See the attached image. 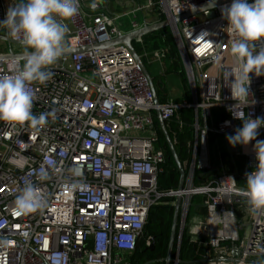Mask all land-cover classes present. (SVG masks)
Segmentation results:
<instances>
[{
    "label": "built area",
    "instance_id": "built-area-1",
    "mask_svg": "<svg viewBox=\"0 0 264 264\" xmlns=\"http://www.w3.org/2000/svg\"><path fill=\"white\" fill-rule=\"evenodd\" d=\"M215 1L149 2L157 16L171 22L188 84L189 99L157 105L150 80L127 46L94 50L151 23L139 27L135 22L124 33L117 26L119 16L109 14L100 1L79 0L78 14L65 22L68 49H91L48 66L51 76L44 83L27 84L35 98L33 113L48 114V122L34 129L0 121V264H133L149 212L164 196L182 200L173 264H264V211L253 214L243 192L246 186L233 174L213 175L203 186L191 179L183 190L165 195L159 191L166 156L158 148L155 114L169 122L179 111H194L192 178L213 172L211 129L226 136L242 126L228 111L236 101L225 73H235V65L233 36L221 8L231 2L217 7L213 18L206 11L173 24L175 18ZM8 9L6 0H0V20ZM0 34L9 36L6 27H0ZM10 38L22 53L19 40ZM134 43L145 55L157 53L146 51L143 39ZM260 47L264 41L257 42L256 50ZM23 63L0 62V77L13 75ZM250 78L245 115L264 117V76ZM213 109L223 119L212 128ZM257 139L264 140V128ZM254 143L243 146L248 173L257 164ZM28 184L45 206L19 212L15 201ZM195 196L204 197L207 216L188 223ZM187 223L199 230L191 236L192 259L181 258Z\"/></svg>",
    "mask_w": 264,
    "mask_h": 264
},
{
    "label": "clouds",
    "instance_id": "clouds-1",
    "mask_svg": "<svg viewBox=\"0 0 264 264\" xmlns=\"http://www.w3.org/2000/svg\"><path fill=\"white\" fill-rule=\"evenodd\" d=\"M92 8L96 5L93 3ZM79 12V0H17L7 10L0 27H6L8 35L19 40L25 57L22 67L11 76L0 77V121L21 127L26 124L39 129L48 122V114L35 115L32 111L34 96L27 84L44 83L54 65L68 50L66 21ZM222 18L233 36L230 53L235 73L226 72L231 98L236 101L228 111L233 118L242 121L234 134L226 135L230 146L247 147L250 142L257 164L246 174L243 190L253 214L264 211V140H258V130L264 128V117L251 118L244 109L250 105V74L264 76V47L257 51V42L264 41V0H231L221 8ZM230 121H225V127ZM19 212L36 211L45 206L37 189L26 185L16 198Z\"/></svg>",
    "mask_w": 264,
    "mask_h": 264
},
{
    "label": "trees",
    "instance_id": "trees-1",
    "mask_svg": "<svg viewBox=\"0 0 264 264\" xmlns=\"http://www.w3.org/2000/svg\"><path fill=\"white\" fill-rule=\"evenodd\" d=\"M154 14H156V12H154ZM165 20L166 19L162 16H157L156 18L157 22H163ZM143 42L148 46V49L146 51L163 53L164 58L168 63L164 76L175 74L183 79L186 88H188L184 66L171 28H165L158 31L157 33L148 35L143 39ZM134 47L138 54L141 55V47L137 46L136 43H134ZM159 79V82H156L155 80L154 81L157 84V95L160 104L169 102L178 103L185 99H189L188 97H186L184 99H177L172 101L167 93L163 90L165 86L162 78ZM194 114V111L191 109L182 110L177 112L174 118L168 122V130L172 132V135H176L175 142L178 146L177 152L182 163H185L191 156V151H188L187 147L188 145L193 144V126L195 124ZM155 124L157 125L158 130H160L157 117H155ZM180 124L183 125L182 128H180ZM158 134L160 139H163L165 143L164 153L166 156V162L163 165L162 173L159 176V191L161 192V194L165 195L178 188L180 173L161 130L158 131ZM207 175L212 174L209 172L207 173ZM174 213L175 208L173 205V201L166 196L162 197L158 204L151 208L145 227L144 240L141 242V244L138 245L137 251L132 258L133 264H165L164 260L167 257L170 244ZM150 238L155 242V249L153 252L148 250L149 248H147L145 244V240ZM176 247L177 243L174 247V255L176 253ZM188 248V238L184 236L181 246L182 259H185L186 254H188ZM139 249L140 252L143 250H146L147 252L139 253ZM190 258L192 259L191 256L188 259ZM193 259L195 261L200 260L198 257H193ZM196 264H199V262Z\"/></svg>",
    "mask_w": 264,
    "mask_h": 264
},
{
    "label": "crops",
    "instance_id": "crops-1",
    "mask_svg": "<svg viewBox=\"0 0 264 264\" xmlns=\"http://www.w3.org/2000/svg\"><path fill=\"white\" fill-rule=\"evenodd\" d=\"M96 1H98V2L100 1V4L102 5V7L109 14H111L112 16H119V14L117 12H113L114 9L116 8L114 6V3L112 2L113 0H111V2H110L115 7V8L112 7V10H113L112 12L110 10V3L109 2H106V0H96ZM16 3H17V0H6V4H7L8 8L13 7ZM152 14H153V12L151 11V15L149 16V18L145 14L144 18H146V20H147V21H145V23H154V22H156L157 15L156 14L152 15ZM122 25L124 26L125 23H123ZM11 49L14 50L15 52H21V50H17L18 48L16 46H11L9 43L0 40V54H7ZM151 58H153V57H151ZM142 61H143V57H142ZM171 76H177V75L172 74V75L159 76L157 78H153V82H154V85H155L156 93H157V84H156V82L160 81L159 78H162V80L164 82V78H165V81H166V78L171 77ZM163 90L167 93V95L169 96V98L172 101L179 99L177 96L175 97V99H172L171 96H170L171 94L167 91L166 87H164ZM157 97H158V95H157ZM155 117H157V119H158V114H155ZM222 119H223V114L218 109H213L212 110V120L209 121V126L213 128V125H215L217 122H219ZM158 122H159V119H158ZM168 125H169V123L165 122L166 129H167V131H168V133H169V135H170V137H171V139H172V141L174 143V146H175V149H176V152H177L178 151V146L176 145V142H175L176 135L174 133H173L174 135H172V132L168 130ZM182 127H183V125L180 124V128H182ZM159 128H160V130H161V132H162V134H163V136H164V138L166 140V137L164 135V132H163V129H162L161 125H160V122H159ZM156 129H157V131H160V130H158L157 125H156ZM193 133H194L193 144L192 145H188V147H187L188 151L189 150L191 151V156L185 162V163L188 164V168L186 170V184L185 185H187V183L190 182L191 179H192V182H193L194 185L198 184V185H195V186H203V185H205L207 183L208 178H210V176L214 175L212 177V178H214L217 175H221L223 173H229V174H233L236 177L237 183L240 186H246V179H245L244 176L248 173L249 167H248L247 159H246V157L244 156V153H243L244 152L243 146H241V145H237L236 147L230 146L228 141H227V139H226V136L214 132L213 129H211L210 135H209V146H210V153H211V163H212V166H213V172L211 173L212 175H207V173H196L193 176V178H192L189 175V167H190V165L192 163L191 160L193 158L194 144H195V131ZM166 143H167V141H166ZM164 145H165L164 140L160 139V137H159L158 148H160L163 152L165 151L164 150ZM169 150H170V148H169ZM177 154H178V152H177ZM185 163L183 162L182 164H185ZM200 183H201V185H200ZM176 189H178V188H176ZM170 199H172L173 204H174V202L176 203V201H177V199H173V198H170ZM204 201H205V199H204L203 196H195V197H193V199L191 200L192 203H191V207H190V215H189L188 223L190 221L194 222V221H198L199 219H203V220L205 219V215L207 216V211H206V207H205ZM174 208H175V206H174ZM193 209H194V211L196 213H194ZM180 223H181V220H179V227H178V233H177V243H178V237L180 235ZM188 223H187V227H186V229L184 231V234H183V238H184V236L188 238V247H189L187 249L188 254H186L185 259L188 256H190V254L192 253V249H191V247H192V243H191L192 242L191 241L192 240V237H191L192 236V232L198 230L197 228L191 229V227H190L191 225L188 226ZM143 240H144V238H143ZM149 242L152 243V239L151 238L145 240V244L146 245H148Z\"/></svg>",
    "mask_w": 264,
    "mask_h": 264
},
{
    "label": "water",
    "instance_id": "water-1",
    "mask_svg": "<svg viewBox=\"0 0 264 264\" xmlns=\"http://www.w3.org/2000/svg\"><path fill=\"white\" fill-rule=\"evenodd\" d=\"M231 0H218L215 1L209 5H206L204 7H201L197 10H193L190 11L189 13L179 16L177 18H175V20L173 21L174 23H180L184 20H187L193 16L202 14L206 11H209V18H213L215 16V9L223 4L226 3H230ZM171 27V22L168 20H165L163 22H158V23H154L151 25H147L137 31H133L130 32L128 34H125L123 36L118 37L117 39L113 40L110 43H106V44H99V45H95L94 46V50H101L107 47H115V46H119V45H125L127 46L132 53L134 54L135 59L137 60V62L142 66L144 73L146 74V76L148 77V79L150 80V83L152 85L153 91H154V96H155V103L157 105H159V100L157 97V93H156V89H155V85L153 82V78L151 77L150 73L148 72V70L146 69L143 61H142V57L138 54V52L136 51L135 47H134V42L138 39H144L146 36L157 33L158 31L165 29V28H169ZM0 40L1 41H5L7 43H9L11 46H18V44L11 39L9 36H4L0 34ZM91 48L89 47H85V48H81V49H72L69 48L66 53L62 56V57H66V56H72L74 54L77 53H81V52H86L89 51ZM61 57V58H62ZM25 57L23 52H15L14 50H10L7 54H0V62H13V61H21L24 62ZM158 119L160 122V125L163 129L164 135L166 137V141L167 144L170 148L171 151V155L174 158L178 169H179V173H180V182H179V190H183L186 184V170L188 168V164H182L178 154L176 152L174 143L166 129L165 126V122L162 120L161 116L158 115ZM181 202L182 200L180 198L177 199L176 203H175V213H174V220H173V226H172V231H171V237H170V244H169V248H168V253H167V257L164 260L165 264H173L174 262V247L175 244L177 243V233H178V227H179V220H180V210H181ZM155 249V242L153 241L151 244V247L148 249L151 252H153Z\"/></svg>",
    "mask_w": 264,
    "mask_h": 264
},
{
    "label": "rangeland",
    "instance_id": "rangeland-1",
    "mask_svg": "<svg viewBox=\"0 0 264 264\" xmlns=\"http://www.w3.org/2000/svg\"><path fill=\"white\" fill-rule=\"evenodd\" d=\"M152 0H113L114 7L111 0H106L110 3L111 12L112 7H114L113 12H117L119 17L117 19V26L124 33L130 32L133 30V23H137L139 27H142L145 24L146 18L145 14L149 18L151 11L154 14V10L149 8V2ZM138 9V10H137ZM140 9V10H139ZM152 14V15H153ZM125 23L123 26L122 24ZM152 24V23H151ZM171 28V27H170ZM140 46V45H137ZM143 57V63L151 74L152 78H157L159 76L165 75V70L168 63L166 62L162 52H157L152 55L141 54ZM153 57V58H151ZM164 86L167 88V91L171 94V98L175 99L177 96L179 99H184L188 97V91L183 82V79L179 76H171L164 78ZM194 211V209H193ZM193 213V212H192ZM194 213H196L194 211Z\"/></svg>",
    "mask_w": 264,
    "mask_h": 264
},
{
    "label": "flooded vegetation",
    "instance_id": "flooded-vegetation-1",
    "mask_svg": "<svg viewBox=\"0 0 264 264\" xmlns=\"http://www.w3.org/2000/svg\"><path fill=\"white\" fill-rule=\"evenodd\" d=\"M152 242H153V240H152ZM151 244H152V243H150V245H149V246H148V245H146V247H147V248H150V247H151ZM141 252H142V253H146L147 251H146V250H143V251H141ZM141 252H140V249H139V253H141Z\"/></svg>",
    "mask_w": 264,
    "mask_h": 264
}]
</instances>
